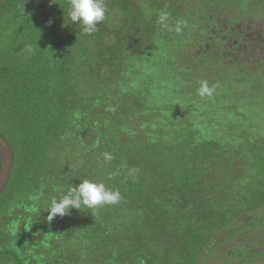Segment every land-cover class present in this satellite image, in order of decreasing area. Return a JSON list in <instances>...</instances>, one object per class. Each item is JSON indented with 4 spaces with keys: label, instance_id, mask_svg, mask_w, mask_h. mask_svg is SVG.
<instances>
[{
    "label": "trees",
    "instance_id": "obj_1",
    "mask_svg": "<svg viewBox=\"0 0 264 264\" xmlns=\"http://www.w3.org/2000/svg\"><path fill=\"white\" fill-rule=\"evenodd\" d=\"M104 2L105 20L90 36L68 19V0L0 5V132L14 150L0 195V264H264V51L244 82L220 66L213 99L171 103L119 74V62L151 53L176 66L177 49L149 34L167 4ZM131 9L138 38L125 29ZM180 104L194 118L171 128ZM261 105L262 123L249 118ZM83 180L119 190L120 203L49 223L51 200Z\"/></svg>",
    "mask_w": 264,
    "mask_h": 264
},
{
    "label": "rangeland",
    "instance_id": "obj_2",
    "mask_svg": "<svg viewBox=\"0 0 264 264\" xmlns=\"http://www.w3.org/2000/svg\"><path fill=\"white\" fill-rule=\"evenodd\" d=\"M240 1L168 0L166 2L163 0V4H167L162 9V11L166 12V15L160 16H163V19L155 18V24L150 29L149 34L154 39L162 38L164 46H172L177 49L173 53L177 59L176 62L178 61L177 63L175 62L176 66L170 67L163 58L151 53L146 62L140 58V63L135 57L119 62V74L125 83L138 81L152 96L164 94L166 100L171 103H185L186 98H188L186 101H191L192 97H200L198 90L202 83H206L211 90V95L206 94L204 96L211 99L214 93L221 91L215 81L217 72L212 71L214 68L220 69V66L223 69L235 67L240 74L239 80L244 82L246 71L250 70L257 74L259 62L262 60V50L264 51V0H252L251 2L250 0H245V4L240 3ZM137 3L135 4L137 5ZM132 7L137 9L135 6ZM169 7L173 10H167ZM135 9L129 11L130 15L124 16L127 21L125 29L132 32V38H138V34L134 29L135 25L133 24L137 21ZM181 10L183 12H180ZM187 13L190 17L181 18L185 17L184 15ZM123 14L126 15V13ZM190 19L193 22L188 33H185L186 22ZM210 27H212L211 30H209ZM191 32H194L199 40H185L184 34ZM222 32H224L223 36L218 35V33ZM111 39V37L108 38L109 41ZM102 47H95L94 50H99V53H94L96 55L95 59H99L103 53L100 50ZM209 56H214V64L203 62L208 60ZM105 69L106 67L102 66L103 72ZM230 73L233 75L232 78L227 73L225 74H227L228 78H231L230 80H236L234 76L236 72ZM145 75L150 78L144 79ZM160 80L163 84L160 83ZM164 82H166L167 88ZM173 86L175 88L174 92H172ZM223 86L224 84H222ZM201 106L207 108L209 104L206 102L202 103ZM240 107L244 110L243 103ZM211 109L212 107H210L209 111ZM76 112L77 114L80 113L78 109H76ZM192 112L190 107H185L181 104L179 110H171V119L175 120L176 123L170 127H177L178 129L188 127L189 125L186 121L194 118ZM223 113V110L219 113H214L211 117L212 121H214V115L222 118ZM249 118L262 123V105L251 108L249 110ZM255 246L253 245L254 248H256ZM227 250L228 247L224 244H219L216 249L217 252L223 254ZM77 253L85 257L89 255L85 254L84 250L83 252L77 250ZM220 260L225 261L224 259Z\"/></svg>",
    "mask_w": 264,
    "mask_h": 264
},
{
    "label": "clouds",
    "instance_id": "obj_3",
    "mask_svg": "<svg viewBox=\"0 0 264 264\" xmlns=\"http://www.w3.org/2000/svg\"><path fill=\"white\" fill-rule=\"evenodd\" d=\"M50 4L56 0H49ZM68 19L81 27L83 34L92 35L97 32L98 25L105 20L106 7L104 0H68ZM164 17L162 16L161 19ZM51 20L48 21L51 24ZM199 95H211V90L206 83H202L198 90ZM103 157L110 161L112 156L105 152ZM57 190V189H54ZM32 199H39L33 196ZM121 201L119 190L109 189L103 182L83 180L78 186L62 192L59 198H53L47 209V221L50 223L56 216L70 215L72 209L87 208L96 210L105 205H117ZM92 213V212H91Z\"/></svg>",
    "mask_w": 264,
    "mask_h": 264
},
{
    "label": "water",
    "instance_id": "obj_4",
    "mask_svg": "<svg viewBox=\"0 0 264 264\" xmlns=\"http://www.w3.org/2000/svg\"><path fill=\"white\" fill-rule=\"evenodd\" d=\"M5 0H0V5ZM0 153H1V172H0V195L6 189L11 177L14 163V150L0 132Z\"/></svg>",
    "mask_w": 264,
    "mask_h": 264
}]
</instances>
